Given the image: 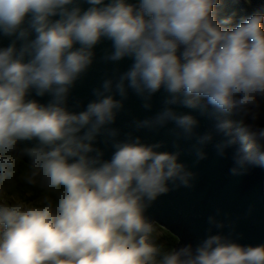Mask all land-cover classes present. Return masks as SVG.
I'll list each match as a JSON object with an SVG mask.
<instances>
[{
    "label": "clouds",
    "instance_id": "1",
    "mask_svg": "<svg viewBox=\"0 0 264 264\" xmlns=\"http://www.w3.org/2000/svg\"><path fill=\"white\" fill-rule=\"evenodd\" d=\"M223 6V0H0V38L9 41L0 46V264H264V243H239L233 222L227 234L212 232L225 227L219 209L195 247L169 250L155 242L159 233L146 215L159 196L194 186L197 173L180 160L181 139L194 138L187 149L194 165L219 135L218 156L237 146L230 175L264 168V126L243 119L256 121L264 98V11L234 24L235 13L220 15ZM104 41L110 49L102 61L131 63L105 75L82 110H70L72 89ZM129 90L145 110L163 90L161 109L130 126L159 131L171 123L175 150L132 131L119 138L112 125ZM33 93L49 99L41 103ZM174 106L197 111L211 129L198 133L197 116ZM98 138L111 145L110 158ZM18 180L43 190L38 206L8 195Z\"/></svg>",
    "mask_w": 264,
    "mask_h": 264
},
{
    "label": "water",
    "instance_id": "2",
    "mask_svg": "<svg viewBox=\"0 0 264 264\" xmlns=\"http://www.w3.org/2000/svg\"><path fill=\"white\" fill-rule=\"evenodd\" d=\"M8 42L7 39L0 38V46H6ZM105 48L110 49V42L104 41L96 46L93 65L84 77L77 81L69 96L68 107L70 110H82L87 102L94 98L91 89L99 86L105 75L112 76L114 69H119L122 72L130 65L131 60L128 58L118 63L102 61L100 57ZM164 95L163 90L156 93L152 98V108L145 110L142 107V101L129 90L124 110L118 114L115 124L112 125L120 129L119 138H125L124 134L132 131L134 135L141 136L143 142L152 143L164 140L165 145L162 150H175L172 146L175 137L169 132V129L173 127L171 123L159 131L148 129L136 131L130 126L133 118L143 119L159 111ZM32 98L41 103H46L49 99L47 95L36 97L34 93ZM76 100L82 101L80 108L75 107ZM261 101L264 108V98H261ZM174 107L178 112L191 111L193 115L197 116L200 121L196 129L198 133L211 129L212 121L200 116L197 111L181 106ZM221 138L219 135L214 136L213 142L205 147L207 158L195 165L193 164L194 155L187 151L190 145L195 142L194 138L190 141L181 139L179 142L185 151L180 156V160L197 173L194 186L192 188L180 187L161 195L147 209L146 215L177 238L178 241L175 244L177 248L187 243H192L195 247L200 240L208 235L207 217L216 215L217 209L220 210L217 219L223 220L225 227L223 229L213 227V233L220 231L227 234L230 231L229 222L231 221L235 227L233 238L239 243L253 245L264 243V168L250 167L245 175L238 177L230 175L229 168L233 164L232 155L237 146L234 145L227 149L226 155L220 157L216 154L213 145ZM31 143L33 142H23L21 147L24 144L31 146ZM96 143L104 150V158H110L113 151L111 145H104L102 138H98ZM26 162L27 158H25ZM250 205L252 211L251 214H248Z\"/></svg>",
    "mask_w": 264,
    "mask_h": 264
},
{
    "label": "trees",
    "instance_id": "3",
    "mask_svg": "<svg viewBox=\"0 0 264 264\" xmlns=\"http://www.w3.org/2000/svg\"><path fill=\"white\" fill-rule=\"evenodd\" d=\"M223 8L220 15H229L235 13L233 23H239L241 16L247 17L256 10L264 11V0H223ZM243 17V18H244ZM27 168V164L23 161L18 162L19 176L23 170ZM43 190L39 187H33L18 180L15 188L8 193L9 196H17L26 203L38 206ZM13 201L9 200L8 203ZM159 235L154 234V240L157 244L162 245L164 250H169L177 243V238L168 232L165 228L155 223Z\"/></svg>",
    "mask_w": 264,
    "mask_h": 264
},
{
    "label": "rangeland",
    "instance_id": "4",
    "mask_svg": "<svg viewBox=\"0 0 264 264\" xmlns=\"http://www.w3.org/2000/svg\"><path fill=\"white\" fill-rule=\"evenodd\" d=\"M244 16H241V18H243ZM255 111H257L258 113V119L256 121H252L250 119V117H244L243 119L245 120L246 123H252L254 125H259V126H264V108H263V104L262 101L260 102V108L256 109ZM231 119L233 120H239L241 119V117H239L238 115H233L231 117Z\"/></svg>",
    "mask_w": 264,
    "mask_h": 264
},
{
    "label": "bare ground",
    "instance_id": "5",
    "mask_svg": "<svg viewBox=\"0 0 264 264\" xmlns=\"http://www.w3.org/2000/svg\"><path fill=\"white\" fill-rule=\"evenodd\" d=\"M178 241V240H177Z\"/></svg>",
    "mask_w": 264,
    "mask_h": 264
}]
</instances>
